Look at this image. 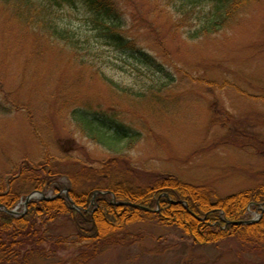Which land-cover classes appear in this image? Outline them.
Here are the masks:
<instances>
[{
  "label": "rangeland",
  "instance_id": "1",
  "mask_svg": "<svg viewBox=\"0 0 264 264\" xmlns=\"http://www.w3.org/2000/svg\"><path fill=\"white\" fill-rule=\"evenodd\" d=\"M170 2L119 0L128 16L123 33L156 58L159 72L104 46L73 8L56 13L71 30L62 40L0 0V182L48 155L91 169L122 160L153 179L175 175L221 197L264 186V0L247 2L227 28L200 38ZM167 73L176 82L164 89ZM153 86L162 89L148 93ZM75 109L117 113L139 137L112 149L87 134ZM61 182L69 192L68 180ZM248 214L256 223L264 216ZM57 226L71 237L65 248L34 264L80 263L73 227L67 220ZM124 241L88 264H264V254L236 241L196 247L155 219L131 226Z\"/></svg>",
  "mask_w": 264,
  "mask_h": 264
},
{
  "label": "trees",
  "instance_id": "2",
  "mask_svg": "<svg viewBox=\"0 0 264 264\" xmlns=\"http://www.w3.org/2000/svg\"><path fill=\"white\" fill-rule=\"evenodd\" d=\"M3 1L10 2L15 13L42 34L59 35L62 40H67L71 30L58 23L56 13L73 8L87 20L88 32L104 46L148 69L162 72L156 58L123 33L128 16L119 0ZM249 1L253 0H171L169 5L175 13L192 19L191 28L194 27L200 38L227 28L240 7ZM165 79L164 89L176 82L168 73ZM152 89H162V86L146 91L153 93ZM72 115L88 135L109 147L113 144L112 149L124 141L133 144L139 137L117 113L75 109ZM74 161L77 163L68 167L55 163L47 155L44 163L22 165L12 178L0 182V206L11 211L30 192L60 194L64 190L61 179L65 177L70 184L69 196L80 208L73 209L69 198L62 195L49 201L32 200L20 216L0 211V264H34L55 257L59 249L65 248L67 238H71L58 231L61 220H67L73 227L72 242L83 246L79 264L95 260L107 246L122 245L131 226L149 219L181 231L196 247L236 241L252 252L264 254L257 251L260 245L264 246V217L251 225L228 223L248 220L250 207L255 210L264 205V186L221 197L207 186L187 183L175 175L153 179L122 160L107 162L99 169L88 168L78 158ZM114 166L125 169L126 177L115 171ZM98 191L109 193L97 195L93 204ZM113 196L116 202L126 205L114 204Z\"/></svg>",
  "mask_w": 264,
  "mask_h": 264
},
{
  "label": "water",
  "instance_id": "3",
  "mask_svg": "<svg viewBox=\"0 0 264 264\" xmlns=\"http://www.w3.org/2000/svg\"><path fill=\"white\" fill-rule=\"evenodd\" d=\"M38 195V193H33V194H31L30 196H28L27 198H26V201H25V205H27L35 196H37ZM41 196H43L42 195V193L40 194ZM46 199H48V198H46ZM121 205H123V204H121ZM11 213H13V212H11ZM254 222V221H253ZM253 222H249V223H253ZM246 222H237V223H234V224H245Z\"/></svg>",
  "mask_w": 264,
  "mask_h": 264
}]
</instances>
